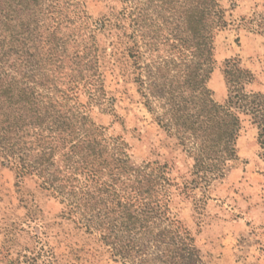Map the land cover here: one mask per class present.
I'll list each match as a JSON object with an SVG mask.
<instances>
[{
    "label": "trees",
    "instance_id": "1",
    "mask_svg": "<svg viewBox=\"0 0 264 264\" xmlns=\"http://www.w3.org/2000/svg\"><path fill=\"white\" fill-rule=\"evenodd\" d=\"M135 5L137 15L148 20L147 51H156L163 37L170 50L187 51L179 60L175 55L152 60L171 64L158 74L175 72L179 91L174 90L185 97L173 98L176 91L163 84L170 97L157 121L198 142L189 152L191 174L208 186L235 159L239 113L251 116L264 139V97L251 100L236 89L219 105L205 87L213 64L212 33L222 23L216 0H135ZM111 100L83 6L75 0H0L1 163L19 177L34 178L123 264H156L168 254L172 264L187 248L196 255L194 238L169 210L166 165H133L126 145L108 138L93 120L92 109L109 112Z\"/></svg>",
    "mask_w": 264,
    "mask_h": 264
},
{
    "label": "rangeland",
    "instance_id": "2",
    "mask_svg": "<svg viewBox=\"0 0 264 264\" xmlns=\"http://www.w3.org/2000/svg\"><path fill=\"white\" fill-rule=\"evenodd\" d=\"M75 1L90 17L104 89L112 99L109 112L92 109L93 120L105 128L108 138L126 145L133 165H166L172 182L169 210L194 238L197 254L187 248L172 264H264V143L260 142L264 139L260 140L251 116L239 113L235 159L208 186L199 184L191 174L189 155L198 142L167 131L157 121L167 109L161 105L170 97L162 85L179 88L173 83L175 72L158 74L168 72L171 64L152 60L172 55L179 60L187 51L182 46L170 50L162 45L164 37L156 51H147L143 44L150 39L143 33L148 20L137 15L135 0ZM216 1L222 23L212 33L213 64L205 87L219 105L226 104L236 89L260 101L264 97V0ZM182 30L181 26L183 39ZM170 37V43L178 40L175 34ZM179 94L174 92L173 98L184 100ZM170 261L168 254L155 263ZM0 264L123 263L96 233L69 216L58 198L34 178L19 177L0 160Z\"/></svg>",
    "mask_w": 264,
    "mask_h": 264
}]
</instances>
